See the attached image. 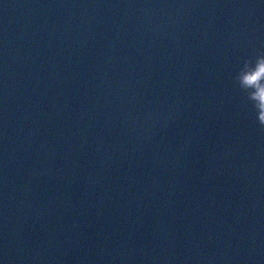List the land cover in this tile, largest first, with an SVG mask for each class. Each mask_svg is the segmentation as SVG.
Listing matches in <instances>:
<instances>
[{
  "label": "water",
  "instance_id": "95a60500",
  "mask_svg": "<svg viewBox=\"0 0 264 264\" xmlns=\"http://www.w3.org/2000/svg\"><path fill=\"white\" fill-rule=\"evenodd\" d=\"M264 0H0V264H264Z\"/></svg>",
  "mask_w": 264,
  "mask_h": 264
},
{
  "label": "clouds",
  "instance_id": "9594fccd",
  "mask_svg": "<svg viewBox=\"0 0 264 264\" xmlns=\"http://www.w3.org/2000/svg\"><path fill=\"white\" fill-rule=\"evenodd\" d=\"M251 74H241V83L244 86H250L257 82L258 78L264 82V55L258 56L254 65L249 66ZM264 94V93H262Z\"/></svg>",
  "mask_w": 264,
  "mask_h": 264
}]
</instances>
